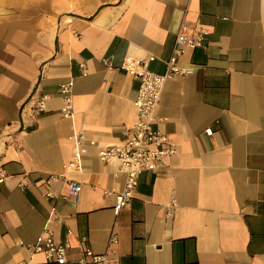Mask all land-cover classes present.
<instances>
[{
	"label": "crops",
	"instance_id": "0c3cea01",
	"mask_svg": "<svg viewBox=\"0 0 264 264\" xmlns=\"http://www.w3.org/2000/svg\"><path fill=\"white\" fill-rule=\"evenodd\" d=\"M196 23L206 45L184 48L189 72L155 113L175 153L116 214L124 175L98 152L136 120L138 81L121 64L163 73ZM48 230L68 244L62 263L26 249ZM85 248L107 264H264V0H0V264H82Z\"/></svg>",
	"mask_w": 264,
	"mask_h": 264
},
{
	"label": "built area",
	"instance_id": "2783aa9c",
	"mask_svg": "<svg viewBox=\"0 0 264 264\" xmlns=\"http://www.w3.org/2000/svg\"><path fill=\"white\" fill-rule=\"evenodd\" d=\"M208 34L207 28L198 23L191 29L181 26L176 33L172 53L165 62V71L161 74L150 71L146 60L125 57L122 62L121 68L138 81L136 96L133 100L136 120L123 141L117 145L104 147L98 152L102 161L117 162L124 175L122 188L114 193V211L116 214L129 204L138 176L143 171L157 169L161 165L163 157L175 153V148L169 145L166 134L155 128V113L165 83L175 75H184L189 72V70L178 65V59L184 48L205 47ZM59 90L64 103L60 114L64 118H71L73 115L71 83L61 84ZM45 101L46 96L39 97L32 107L33 112L37 114L43 112ZM205 133L211 135V129H206ZM77 140H80V137H77ZM79 156L80 150L77 149L75 152L76 159ZM72 165L74 164L71 163L68 167ZM68 187L69 193L77 198L81 190L80 183L71 181ZM105 194L109 193L106 192ZM109 241L115 243L116 235H111ZM67 248L68 244L56 241L49 230L41 241L26 245L29 252L42 253L46 261L59 263L65 261ZM81 263L107 264L108 260L105 255L95 254L91 249L85 248Z\"/></svg>",
	"mask_w": 264,
	"mask_h": 264
}]
</instances>
